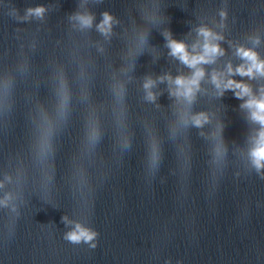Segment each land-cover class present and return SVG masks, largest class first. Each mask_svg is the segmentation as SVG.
I'll return each instance as SVG.
<instances>
[{
  "label": "clouds",
  "instance_id": "1",
  "mask_svg": "<svg viewBox=\"0 0 264 264\" xmlns=\"http://www.w3.org/2000/svg\"><path fill=\"white\" fill-rule=\"evenodd\" d=\"M40 9H37V13H39ZM110 20V17H108L107 15L105 16V20H104V24H108ZM88 21H85V23H87ZM205 36H207L208 34L207 33H204ZM171 47H172V50H173V53L176 54V53H180V54H183L181 56V59H183L186 63H188V57L186 54H184V45L182 43H176V42H172L171 44ZM218 52V48L216 46H208V45H205V53L206 54H209V55H214ZM243 55L245 57H247L248 59L252 60L253 61V66L259 71L261 70L262 68H264V65H261V64H256L255 63V55L250 53V52H243ZM200 61H203L204 60V57L201 56L198 58ZM198 62L197 58H193L192 61L190 62L192 65H195L196 63ZM238 71H240L242 74H244L243 72V69H238ZM252 71L251 68L248 69V72L250 73ZM197 76H200L202 75V73L200 72H197L196 74ZM177 83L180 84L182 83V81L180 80H177ZM192 83H195V80L192 81ZM229 85H231L233 82L232 81H229L228 82ZM237 87H240L239 84H237ZM244 92H247V88L243 89ZM191 93V88H189L187 90V93L186 94H190ZM251 106V105H250ZM255 107L256 109L258 110L257 113H254V118L257 119V120H260L262 123H264V115H260L259 113H264V102H258L255 104ZM257 157L258 158H264V151H259L256 153ZM85 239V240H90L92 239V236L89 235L87 232L83 231V230H80L79 232H73V233H70L67 237V239L73 241V242H78L80 241L81 239Z\"/></svg>",
  "mask_w": 264,
  "mask_h": 264
}]
</instances>
